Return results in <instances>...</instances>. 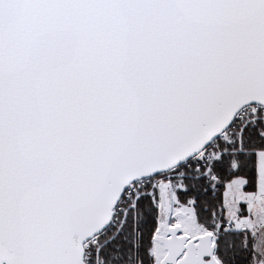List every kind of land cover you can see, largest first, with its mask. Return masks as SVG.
I'll return each mask as SVG.
<instances>
[{
  "label": "water",
  "instance_id": "1",
  "mask_svg": "<svg viewBox=\"0 0 264 264\" xmlns=\"http://www.w3.org/2000/svg\"><path fill=\"white\" fill-rule=\"evenodd\" d=\"M251 104L264 0H0V264H82L128 184ZM152 240L158 264H221L211 231Z\"/></svg>",
  "mask_w": 264,
  "mask_h": 264
},
{
  "label": "trees",
  "instance_id": "2",
  "mask_svg": "<svg viewBox=\"0 0 264 264\" xmlns=\"http://www.w3.org/2000/svg\"><path fill=\"white\" fill-rule=\"evenodd\" d=\"M242 151L222 154V158L213 166V172L218 178L215 184L210 183L207 178L199 180H185L186 190L177 192V200L184 203L192 198L196 212V220L199 225L214 231V217L227 212V190L226 186H234L237 179L244 180L242 190L247 195H254L257 185L256 173V151L264 152V124L257 121L254 125H248L243 131ZM184 164L170 170L174 173L180 170ZM244 206V204H241ZM245 208V206H244ZM240 209V213H242ZM135 220V229L140 234V243L136 250L138 264H152L149 256L150 241L154 235L157 225L156 208L149 197H141L138 200V211ZM221 213V214H220ZM225 218V217H224ZM134 220L127 218L121 230L113 235L104 230L100 237L105 242L102 247L103 264H130L132 255V230ZM214 255L221 264H252L253 240L248 231H221L216 232Z\"/></svg>",
  "mask_w": 264,
  "mask_h": 264
},
{
  "label": "rangeland",
  "instance_id": "3",
  "mask_svg": "<svg viewBox=\"0 0 264 264\" xmlns=\"http://www.w3.org/2000/svg\"><path fill=\"white\" fill-rule=\"evenodd\" d=\"M241 120V119H240ZM239 120V121H240ZM257 121H260L264 124V112L263 111H255L252 113H248L245 115L243 120H241L235 129V132L232 134L231 139L228 141H224L218 138L215 141V147L209 146L207 148V152L205 156L202 157L201 160H193L189 161L188 164L182 166L180 170L175 171L174 173L168 171L166 173L160 174L148 180H145V186L137 189L136 196L132 197V201L128 202L122 207L119 222H117L116 226L113 227V230H108V234L113 233V235L117 234L121 228H123L124 224L127 221V218H131L134 220V226L132 230V255H131V263L130 264H138L136 250L140 243V234L138 233L137 228L135 229V220L138 211V200L141 197H149L155 208L157 215V225L155 229V233H160V221L164 218V214H162V208L160 207V193L158 189L159 183H164L169 187V197H170V213L167 219V223L169 225L177 224L178 213H184L186 217L193 218L195 224L202 228V230L211 231L214 238V244L216 241V232L221 231H248V234L253 240V256L251 259L252 264H264V152L256 151V173H257V189L254 195H247L242 190V185L244 180L237 179L234 182V186H226L227 190V212L225 214H221V219L216 216L214 217V231L207 229L206 227L199 225L196 220V212L194 209V200L192 198L187 199L184 203H179L177 200V192L186 190V182L185 180L195 179L199 180L201 178H207L210 183L215 184L218 182L217 176L213 172V166L217 163L221 158L222 154H227L233 152V150L228 149H236L234 152L240 153L242 150V137L243 131L246 126L254 125ZM188 191V188L186 192ZM185 192V191H184ZM244 204V206H241ZM240 209L243 210L240 213ZM172 211V214H171ZM174 214V215H173ZM172 215V216H171ZM225 217V218H224ZM178 220V221H177ZM230 222V225L227 223ZM180 223V222H179ZM184 234L191 235L189 228L184 227ZM118 230V231H116ZM203 232V231H202ZM192 235L190 237H193ZM113 237V236H112ZM112 237L107 239L108 242ZM98 243L95 245L99 247L98 250L100 257V264H103L102 261V237L97 238ZM101 245V247H100ZM163 247L156 242H154L151 238L150 241V249L149 256L152 258V264H158V256L162 253ZM164 251V250H163Z\"/></svg>",
  "mask_w": 264,
  "mask_h": 264
},
{
  "label": "built area",
  "instance_id": "4",
  "mask_svg": "<svg viewBox=\"0 0 264 264\" xmlns=\"http://www.w3.org/2000/svg\"><path fill=\"white\" fill-rule=\"evenodd\" d=\"M255 111H263L264 112V105L254 104V105H246V106L241 107L237 111V113L235 114V117H234L233 121L231 122V124L224 131H222L217 137L224 140V141H228V139H231L232 134L235 132L237 124L241 120H243V118L245 117L246 114L252 113ZM214 143L215 142L212 141L209 146L215 147ZM207 148L204 151H202L201 153H199L197 155V157L193 160H201L202 161V157H204L205 153L208 151ZM150 178H153V177H146V178L138 179V180L128 184L125 187V189L121 193V196H120L117 204L115 205V207L113 209L111 222H110L109 226L107 227L108 230H113V227H117L116 224H117V222H119V218H120V216H118V215L121 213L122 207L125 204H127L128 202L132 201V197L136 196V194H137L136 193L137 189L142 188V186H145L146 184L144 183V181L148 180ZM167 187H168V185H166L164 183L158 184V189H159V193H160L161 198H162V194H163L162 192H165V189ZM227 224L230 225V222H228ZM116 231H118V230H116ZM97 238L98 237H91L83 243L82 264H100V257H99V253H98V250L100 248L99 247L95 248V245L99 244ZM103 244L104 243H102V245ZM100 247H101V245H100Z\"/></svg>",
  "mask_w": 264,
  "mask_h": 264
},
{
  "label": "bare ground",
  "instance_id": "5",
  "mask_svg": "<svg viewBox=\"0 0 264 264\" xmlns=\"http://www.w3.org/2000/svg\"><path fill=\"white\" fill-rule=\"evenodd\" d=\"M163 193V192H162ZM165 193H167V195H168V193H169V187H167L166 189H165ZM169 206V209H170V205H171V202H170V197H169V195H168V198H167V200H164L163 198H160V207L162 208V214H164V210L166 209V207L167 206ZM171 214H172V211H171ZM174 215V214H173ZM172 216V215H171ZM177 218H178V220H179V222L177 223L180 227H181V230L182 231H184V228H183V226L184 227H186V228H189L190 229V232L192 233L190 236H192V235H195V236H197V235H200L201 233H202V228H200V227H198L196 224H195V222H194V220H193V218H189V217H186L185 215H184V213H178L177 214ZM177 220V221H178ZM168 226H169V224L167 223V219L164 217L163 219H162V221H160V229H159V232H160V234H166V231H167V228H168ZM105 230V229H104ZM103 230V231H104ZM102 231V232H103ZM183 233V232H182ZM160 245V244H159ZM162 246V245H161ZM163 247V246H162ZM164 249H162V253L157 257L158 258V260H160L162 257H163V255L165 254V250L163 251Z\"/></svg>",
  "mask_w": 264,
  "mask_h": 264
}]
</instances>
